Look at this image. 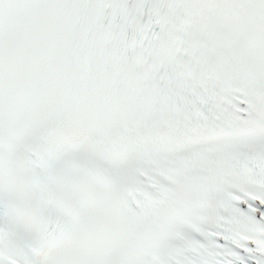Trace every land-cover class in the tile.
Here are the masks:
<instances>
[{
    "label": "snow or ice",
    "instance_id": "snow-or-ice-1",
    "mask_svg": "<svg viewBox=\"0 0 264 264\" xmlns=\"http://www.w3.org/2000/svg\"><path fill=\"white\" fill-rule=\"evenodd\" d=\"M0 264H264V0H0Z\"/></svg>",
    "mask_w": 264,
    "mask_h": 264
}]
</instances>
